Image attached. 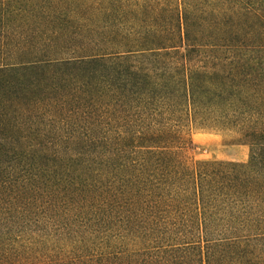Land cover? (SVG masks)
<instances>
[{
	"label": "trees",
	"instance_id": "1",
	"mask_svg": "<svg viewBox=\"0 0 264 264\" xmlns=\"http://www.w3.org/2000/svg\"><path fill=\"white\" fill-rule=\"evenodd\" d=\"M0 264H264V0H0Z\"/></svg>",
	"mask_w": 264,
	"mask_h": 264
},
{
	"label": "rangeland",
	"instance_id": "2",
	"mask_svg": "<svg viewBox=\"0 0 264 264\" xmlns=\"http://www.w3.org/2000/svg\"><path fill=\"white\" fill-rule=\"evenodd\" d=\"M186 155L192 161L246 162L250 146L232 131L193 129Z\"/></svg>",
	"mask_w": 264,
	"mask_h": 264
}]
</instances>
